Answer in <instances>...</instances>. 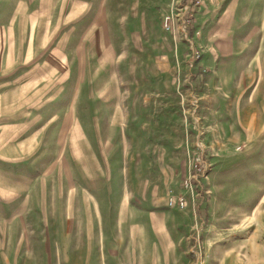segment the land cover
<instances>
[{
  "label": "rangeland",
  "instance_id": "rangeland-1",
  "mask_svg": "<svg viewBox=\"0 0 264 264\" xmlns=\"http://www.w3.org/2000/svg\"><path fill=\"white\" fill-rule=\"evenodd\" d=\"M182 1L0 0V264H84L127 202L163 220L165 194L198 216L207 176L184 188L196 158L219 170L215 146L264 126V14L243 11L230 37L199 3L189 41ZM228 153L222 174L264 178Z\"/></svg>",
  "mask_w": 264,
  "mask_h": 264
},
{
  "label": "crops",
  "instance_id": "crops-1",
  "mask_svg": "<svg viewBox=\"0 0 264 264\" xmlns=\"http://www.w3.org/2000/svg\"><path fill=\"white\" fill-rule=\"evenodd\" d=\"M166 1L168 5L172 2ZM200 7L202 11L198 13L199 22L213 23V26L218 24L219 34H230V37L231 34L235 35L238 24L244 21V18L240 19L244 12L255 14L259 9L264 14V0H201ZM212 25H209L205 36H208ZM226 129L223 128L224 134L227 133ZM241 132L244 137L240 145L233 146L231 142H224L215 146L213 156L220 164V169L211 170L212 174L207 175L206 183L204 182L206 187L204 208L200 210L198 216L191 213V208L184 210L166 208L165 194L163 220L161 214L153 212V209L141 212L130 202H127L126 207L112 206L111 214L119 219L118 223H115L117 233L107 235L115 232L108 224L100 227L105 232L102 236L104 239L95 244L97 248L95 257L90 259L87 255H82L83 263L264 264L262 253L264 239L261 241L258 237V230L262 224L261 216L264 213V178H260L258 183L257 175L241 178L222 174L225 169L221 165L228 160L230 156L228 151L244 152L245 158L241 157V160L258 158L250 164L264 165V126L255 129L246 127ZM67 167L68 164L63 166L65 170H69L70 166ZM244 183L246 185H235ZM201 219L203 223L198 250L201 254L199 260V254L192 251L193 241L187 242L183 236L197 229ZM141 228L146 231L144 236L136 234ZM90 244L93 245L92 242ZM188 246L191 250L187 249Z\"/></svg>",
  "mask_w": 264,
  "mask_h": 264
},
{
  "label": "built area",
  "instance_id": "built-area-1",
  "mask_svg": "<svg viewBox=\"0 0 264 264\" xmlns=\"http://www.w3.org/2000/svg\"><path fill=\"white\" fill-rule=\"evenodd\" d=\"M201 0H183L181 2V6L178 11V18L176 17V23L177 27L185 34L186 39L191 41L190 38L192 37V19L193 15L191 13V9L199 4ZM174 16L173 15H166L163 18V27L166 30H171L173 28L174 22H173ZM191 28V30H190ZM191 31V32H190ZM210 163L206 159L203 158V156H198L196 158V162L194 164V170L184 180V188L190 190H195V188H200V183L203 182V179L208 175L210 171ZM187 197L180 194L177 198L170 197L169 199V206L170 207H180L184 208L187 204ZM201 228L202 226H198L197 229L194 230L193 235L191 236V241H193V252H195L198 255L199 260H201V254L198 252L199 245L201 242Z\"/></svg>",
  "mask_w": 264,
  "mask_h": 264
}]
</instances>
